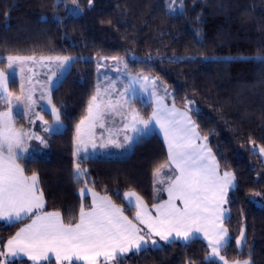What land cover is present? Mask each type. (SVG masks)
<instances>
[{"label": "trees", "instance_id": "obj_1", "mask_svg": "<svg viewBox=\"0 0 264 264\" xmlns=\"http://www.w3.org/2000/svg\"><path fill=\"white\" fill-rule=\"evenodd\" d=\"M176 1L171 5L181 7ZM169 2L0 0L1 68L3 57L12 55L75 56L50 91L62 129L49 134L45 156L18 161L25 174L38 176L45 202L41 211L60 212L66 224L78 222L82 203H90L79 193L84 180L93 181L88 187L108 196L132 220L134 207L125 202L126 192H136L148 206L164 198L154 196V170L168 162L155 129L119 157L74 155L76 129L95 92L92 58L127 56L129 70L156 76L167 86L170 105L198 110L190 114L200 135L208 137L219 170L235 175L223 219L228 246L220 254L264 264V160L259 152L264 147V0H183L180 10ZM10 90L18 92L16 79ZM135 105L141 117H149L151 102L137 99ZM76 163L88 170L80 183L74 179ZM28 220L0 221V248ZM208 256L207 243L192 238L148 244L113 264H213Z\"/></svg>", "mask_w": 264, "mask_h": 264}, {"label": "snow or ice", "instance_id": "obj_2", "mask_svg": "<svg viewBox=\"0 0 264 264\" xmlns=\"http://www.w3.org/2000/svg\"><path fill=\"white\" fill-rule=\"evenodd\" d=\"M73 2L75 3V0ZM89 3L91 4V0ZM180 5L183 6V0H180ZM41 59L58 61L63 66L72 58L57 56ZM112 59L118 60L117 57ZM7 60L11 69L14 63L35 60V57L9 56ZM144 80L147 81L148 78L144 77ZM150 83L155 87V80ZM142 87L146 88L145 85ZM21 90L23 91V88ZM6 92L7 79L5 74L0 72V93ZM152 95H156L155 92ZM3 98L0 94V99ZM28 100L32 102L31 94ZM124 103L127 104L128 101ZM187 103L191 105L194 102ZM118 106L123 107L119 102L113 104L111 100L105 103L100 99V92L97 90V94L93 95L89 102L88 116L77 126V148L74 155L79 156L80 145L86 143L85 137L89 141L94 137L97 124L100 128L105 127L106 111H115ZM193 112L199 114L198 110L192 107L184 111L178 110L175 105L168 107L160 96H157L156 108L148 120L142 119L135 109L131 111L130 123L124 125L125 129L131 127L133 131L143 134L152 121H155L163 131L168 163L156 168L154 176L159 178L162 168H171L173 165L175 173L178 174L168 176L167 187L164 189L168 199L152 205L155 215H152L136 192H126L124 199L128 201L129 208L136 207L134 219L148 229V234L168 241L173 233L189 240L194 233L203 232L211 249L210 256L205 259L213 261V264H229L225 256L220 255L221 250L228 246V230L223 227L225 210L222 205L227 203L229 189L235 187V175L229 171L223 174L219 172L220 165L212 149L208 147V137L200 135L199 126L190 114ZM52 114L56 121L60 120V114L55 107ZM127 118L125 115V119ZM137 123L142 124L143 128H137ZM26 136L32 138L12 127L11 111L0 112V220L14 224L31 218V223L20 228L0 248V264H16L17 261L26 264L24 257L33 264H42L43 261L52 264L53 257L54 264H113L124 253L133 249L139 250L147 243L145 235L141 234L142 229L123 214V209L113 204L108 196H101L88 187L89 183H94L90 180H84V187L79 189V193L83 197L90 193L92 205L88 210L81 205L78 222L66 224L60 212L41 211L45 204L43 192L38 189L37 174L26 176L24 169L16 162L21 153L27 151L24 143ZM36 139L40 140L41 144L46 143L40 137ZM124 139L131 146L134 138L125 136ZM108 142L117 143L111 138ZM92 147H96L95 143ZM117 147L121 145L117 144ZM259 152L264 154V147H261ZM86 159V155L81 157V163ZM87 176L88 170L82 169L81 164L76 163V182L80 183ZM158 182L164 183L163 180ZM133 197L134 204L131 199ZM177 201L183 204L182 208L177 205ZM243 238L242 231L240 239L236 241L237 245H241ZM152 243L155 244L156 241L153 240ZM232 264H251V261L236 260Z\"/></svg>", "mask_w": 264, "mask_h": 264}, {"label": "rangeland", "instance_id": "obj_3", "mask_svg": "<svg viewBox=\"0 0 264 264\" xmlns=\"http://www.w3.org/2000/svg\"><path fill=\"white\" fill-rule=\"evenodd\" d=\"M169 1H171V3L169 2L171 9L180 10L181 7L179 5H171L173 2L172 0ZM175 2L177 1L175 0ZM12 56L35 57V60H24L23 62L18 61L13 64L11 69H9L7 60L9 56L3 57L5 59V65L2 68L0 67V72H3L7 79V92L0 93L4 97L3 99H0V112L11 111L12 127L16 131L27 133L28 136L32 137L31 139L27 136L25 137L24 143L27 151H23L20 157H43L47 154L49 134L51 132H58L63 127L62 121H56L52 114V109L55 105L51 100L50 91L60 82L64 74L68 71L75 56H66L71 57L72 59L63 66H61L58 61L41 59V57H65L61 55ZM102 57H105L106 59H102ZM112 57H117L118 60H113ZM92 59H94L95 66L94 95H96L97 90H99L100 99L105 103L111 100L113 104L119 102V105H122L123 107L118 106L115 111H106L104 119L105 127L100 128L97 124L94 129V137L91 141L85 137L86 143L83 144V147H85L84 149L86 151L81 150L80 152H86V154L91 155L92 157H95L96 155L101 157L120 156L122 152H126V150L129 149L128 142L124 139L125 136L133 137V140H136L141 136L149 134L152 129H155L162 134L160 125L156 124L155 121H152L149 128L145 130L143 134L133 131L131 127L125 129L124 125L130 123V113L133 109L139 113L140 117L142 116L139 107L135 105L137 99H143L144 101L152 103V112L149 117H141L144 120H148L152 116L153 110L156 108L157 96L163 97V103L168 107L173 106L170 105L171 92L167 86L156 76L135 73L129 70L127 67V56L98 55L94 56ZM21 69L23 71H21ZM144 77H147L148 80L145 81ZM13 79H16L18 84V92L16 93L10 90V83ZM153 80H155V87L150 83ZM142 85H145L146 88L142 87ZM22 88L23 91L21 90ZM165 89L167 91H165ZM153 92H155L156 95H152ZM29 94H31L32 102L28 100ZM49 100L51 102H49ZM125 101H128V103L125 104ZM55 109L57 110L56 107ZM118 112L121 114H117ZM46 113L49 114L50 119L47 118ZM125 115H127V119H125ZM87 116L88 109L82 120ZM40 117H43V119H40ZM136 127L143 128V125L137 123ZM36 137L42 138L46 143L41 144L40 140L36 139ZM109 138L115 140L117 143H109ZM90 142L91 145L95 143L96 147L93 148L92 146H89ZM117 144L121 145V147H117ZM101 145H103V147ZM262 159L264 160V154ZM167 163L168 162L165 164ZM81 168L85 169L84 167ZM219 172L223 174L222 170H219ZM173 174H177L175 173L174 165L171 168H162L161 176L159 178L155 176L153 177L155 199L160 198L165 194L166 191L164 189L167 187L168 176ZM159 180H163L164 183L158 182ZM230 190L231 189H229L228 193ZM125 202L128 204L127 200H125ZM223 206L225 207L224 204ZM146 236H148L146 240L147 245L157 246L168 243H161V241H159L161 239H158V242L160 243L153 244L152 241H156V239L152 238V235L146 234ZM238 239H240V236Z\"/></svg>", "mask_w": 264, "mask_h": 264}, {"label": "crops", "instance_id": "obj_4", "mask_svg": "<svg viewBox=\"0 0 264 264\" xmlns=\"http://www.w3.org/2000/svg\"><path fill=\"white\" fill-rule=\"evenodd\" d=\"M170 107H172V106H170ZM177 108V107H176ZM178 110H181V109H179V108H177ZM181 111H184V110H181ZM162 130V129H161ZM158 132V134L161 136V138L163 139V141H164V144H165V147L167 146L166 145V142H165V139H164V134H163V131H162V134L159 132V131H157ZM134 141L135 140H133V142L131 143V145L134 143ZM77 146V145H76ZM89 146H92L91 145V142H90V145ZM128 147H129V149H127L126 150V152H122V154L121 155H125L126 153H127V151H129L130 150V147L131 146H129L128 145ZM127 147V148H128ZM85 147H83V144H81L80 145V149L81 150H85L84 149ZM167 149V148H166ZM86 151V150H85ZM88 152V151H87ZM81 153H85L86 154V152H81ZM5 155H7V153H5ZM120 155V156H121ZM97 156V155H96ZM117 157H119V156H117ZM19 165H20V163H19V161H18V159H17V161H16ZM20 167H21V165H20ZM175 167V166H174ZM22 168V167H21ZM221 172V171H220ZM25 174V173H24ZM178 174V173H177ZM26 176H31V175H27V174H25ZM38 189H39V186H38ZM40 191V190H39ZM100 195V194H99ZM82 197V199L84 200V197L83 196H81ZM87 197L90 199V203L87 205V206H85L84 205V203H82L83 204V206H84V208H85V210H88L90 207H91V205H92V197H91V194L89 193L88 195H87ZM132 199V201H133V204L135 203V198L133 197V198H131ZM168 199V194H167V191L165 192V194H164V198L162 197L161 198V200H157V202L156 203H161V202H163V201H166ZM144 202V201H143ZM45 203V202H44ZM145 203V202H144ZM146 204V203H145ZM155 204V203H154ZM147 205V204H146ZM177 205L179 206V207H183V204L180 202V201H177ZM225 205V204H224ZM134 207V217H135V213H136V211H137V209H136V207L135 206H133ZM147 207H148V210L152 213V215H155V209L152 207V206H148L147 205ZM222 208L225 210V212H224V216H225V214H226V209H225V207L222 205ZM51 212H56V211H51ZM124 214V213H123ZM125 215V214H124ZM29 216H31V214H29ZM126 216V215H125ZM223 219H224V217H223ZM0 221H2V222H6V221H3V220H0ZM133 222L134 223H137L138 224V221H135V219H133ZM29 223H31V218H29V220L25 223V224H23L20 228H22V227H24L25 225H27V224H29ZM138 226L142 229V233L141 234H143V235H145V237H146V240H147V238H148V236H146V234H148V229L144 226V225H139L138 224ZM223 227L225 228V226H224V224H223ZM20 228L17 230V232L20 230ZM16 232V233H17ZM15 233V234H16ZM14 234V235H15ZM13 235V236H14ZM148 235H152V238H155L156 239V243H160V242H158V239H160L158 236H155L154 234H148ZM12 236V237H13ZM11 237V238H12ZM11 238H9V239H11ZM192 238H201V239H203L206 243H208V240L207 239H205L204 238V233L203 232H199V233H194L193 234V236L190 238V239H192ZM8 239V240H9ZM189 239V240H190ZM7 240V241H8ZM173 240H179V241H188V240H185L183 237H179V236H176L175 235V233H173V235L169 238V240L168 241H163V240H159V241H161V243H165V242H170V241H173ZM7 241L5 242V244L7 243ZM145 246H147V243L146 244H144V245H142L141 246V248H143V247H145ZM140 248V249H141ZM209 256H210V254H211V249L209 248ZM132 251H137V250H135V249H133ZM132 251H129V252H132ZM129 252H127V253H129ZM127 253H124V254H127ZM123 254V255H124ZM221 255V254H220ZM24 259H26L27 260V258L26 257H24ZM218 259V258H217ZM52 260H54V257L52 258ZM244 260H246V259H244ZM249 260V259H248ZM28 261V260H27ZM228 262H229V264H232V262L233 261H236V260H227ZM239 261H243V260H239ZM251 261V264H254V262L252 261V260H250ZM29 262H31V261H29ZM45 262H47V261H43L42 262V264L43 263H45ZM32 264H33V262H31ZM220 264H223V262H219Z\"/></svg>", "mask_w": 264, "mask_h": 264}]
</instances>
